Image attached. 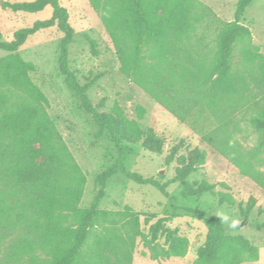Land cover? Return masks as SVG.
I'll list each match as a JSON object with an SVG mask.
<instances>
[{"label":"trees","instance_id":"16d2710c","mask_svg":"<svg viewBox=\"0 0 264 264\" xmlns=\"http://www.w3.org/2000/svg\"><path fill=\"white\" fill-rule=\"evenodd\" d=\"M88 1L93 9H99L100 0ZM61 2L33 0L4 2L2 6L26 14L49 8L51 16L19 29L11 40H2L0 34V52L6 54L0 58V264H131L137 239L151 260L183 258L188 239L179 236L167 218L156 219L144 234L140 213L129 206L108 211L99 205L107 181L117 174L138 185H149L167 197L169 185L183 183L203 166L206 152L187 149L184 139L175 141L166 162L178 166L173 177L163 183L125 168L131 145L140 143L145 152L159 155L165 139L151 128L143 134L139 122L128 119L117 104L107 112L92 105L86 87L79 84L68 66V46L74 31ZM171 2L167 8L153 0H124L121 15L109 14L106 4L102 7L121 71L179 123L187 122L199 132L204 143L264 191L259 154L243 149L235 139L240 132L236 112L247 101L256 110L251 124L264 132V57L251 43L249 29L240 23L252 0L236 2L233 20L220 26L210 61L198 54H179L182 38H186L184 25L189 23L183 0ZM49 29L61 36L57 63L67 88L91 117L97 129L95 138L107 133L116 150L112 164L96 176L97 191L86 209L78 207L85 176L46 112V97L29 76L33 64L18 55L29 37ZM124 30L131 34V51L119 45ZM202 111L214 122L207 132L197 129ZM144 112L142 107L136 108L138 120ZM216 186L201 182L196 190L213 193ZM216 194L219 204H233L227 193ZM253 203L249 199L248 208ZM203 222L207 233L193 264L258 261V248L242 236L227 235L223 220L204 218Z\"/></svg>","mask_w":264,"mask_h":264},{"label":"rangeland","instance_id":"374dc122","mask_svg":"<svg viewBox=\"0 0 264 264\" xmlns=\"http://www.w3.org/2000/svg\"><path fill=\"white\" fill-rule=\"evenodd\" d=\"M153 1L167 8L172 5L171 0ZM237 1L183 0L182 8L189 25H184L187 27L184 29L186 38H182L179 54H198L210 61L216 50L220 26L233 20ZM61 4L67 10L68 23L74 31L68 46V66L79 84L86 87V94L92 105L97 106L100 112H107L117 104L128 119L139 122L143 134L151 128L165 139L159 155L145 152L140 143L131 145L125 168L143 177H155L163 183L173 177L178 166L175 162H166L168 150L175 141L184 139L187 149L199 148L206 152L203 166L183 183L169 185L167 197L153 187L138 185L121 174L107 181L100 209L120 211L124 206H129L141 214L139 223L144 234L148 233L149 226L156 219L167 218L169 226L189 242L183 258L154 261L137 239L131 264H193L195 252L204 243L207 233L204 218L223 220L227 235L242 236L258 248V261L243 264H264V191L204 143L201 134L194 131L187 122L179 123L122 73L117 48L102 18V7L106 4L109 14L121 15L125 8L124 0H100L97 10L90 6L88 0H62ZM50 16L49 8L39 13L26 14L13 13L1 7V39L11 40L19 29ZM240 23L249 29L251 43L258 47L264 57V0H252ZM60 37L55 29L37 33L27 39L18 55L23 61L33 64L34 70L29 76L46 97V112L85 176L83 195L78 207L86 209L97 191L96 176L112 164L116 158V150L107 133L99 139L95 138L97 129L91 117L83 111L78 99L64 82L57 63ZM121 39L119 45H124L131 51L130 32L124 30ZM5 55L0 52V58ZM137 107H142L145 111L140 120L136 115ZM255 114L256 110L248 101L238 109L235 117L240 132L235 139L243 149L259 154L261 162L258 169L264 174V132L251 124L250 119ZM213 126L214 122L209 114L202 111L197 129L207 132ZM201 182L217 186L213 193L200 194L196 188ZM220 184L225 187L219 186ZM218 192L230 195L233 204H219ZM249 199L254 200L250 208ZM241 222L244 225L239 227ZM162 242L163 238H160L159 244Z\"/></svg>","mask_w":264,"mask_h":264},{"label":"water","instance_id":"95a60500","mask_svg":"<svg viewBox=\"0 0 264 264\" xmlns=\"http://www.w3.org/2000/svg\"><path fill=\"white\" fill-rule=\"evenodd\" d=\"M3 1L2 0H0V8L3 6ZM244 225V222H241V223H239V227H242Z\"/></svg>","mask_w":264,"mask_h":264},{"label":"clouds","instance_id":"9594fccd","mask_svg":"<svg viewBox=\"0 0 264 264\" xmlns=\"http://www.w3.org/2000/svg\"><path fill=\"white\" fill-rule=\"evenodd\" d=\"M225 219H227V217H225Z\"/></svg>","mask_w":264,"mask_h":264}]
</instances>
